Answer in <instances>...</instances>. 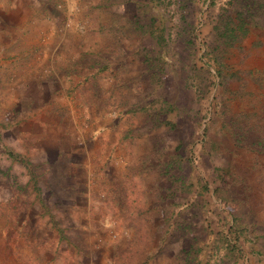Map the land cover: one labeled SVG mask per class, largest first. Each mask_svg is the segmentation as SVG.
Wrapping results in <instances>:
<instances>
[{
    "label": "rangeland",
    "instance_id": "1",
    "mask_svg": "<svg viewBox=\"0 0 264 264\" xmlns=\"http://www.w3.org/2000/svg\"><path fill=\"white\" fill-rule=\"evenodd\" d=\"M247 1L225 47L241 0H0V264H264ZM151 17L164 41L124 27ZM59 220L70 240L43 230Z\"/></svg>",
    "mask_w": 264,
    "mask_h": 264
},
{
    "label": "trees",
    "instance_id": "2",
    "mask_svg": "<svg viewBox=\"0 0 264 264\" xmlns=\"http://www.w3.org/2000/svg\"><path fill=\"white\" fill-rule=\"evenodd\" d=\"M241 2H243V4L239 5V7H237V10L234 13L236 19L233 20L230 18V16L223 18L220 21L221 24H219L218 26L219 29L217 28V32H216L217 39L220 38L221 43L225 47L227 46V44L231 43V41L234 38L236 39L240 34H244L245 31L247 30L246 27H244L243 19L245 17H249L250 14L248 13H250L251 6L249 4V1L245 3V0L244 1L241 0ZM251 3L253 4L254 7H257V8H262L264 6V0H251ZM152 19L153 17L150 18V21L148 23H139L137 22V19H134L132 21L130 19H127L128 23L124 27L132 28L137 33H149L155 38H157L158 42L164 41V37L162 35V29L158 26L157 27L152 26L153 25L151 22ZM213 58H215V56ZM207 73L208 71L204 72V74H200V73L195 74V76L199 80V83L197 85V90L199 89L198 91L202 92L203 89H205L207 85H209L210 81L208 79V76H206ZM160 107L163 108L162 106ZM164 121L165 123L166 122L171 123L167 120H164Z\"/></svg>",
    "mask_w": 264,
    "mask_h": 264
},
{
    "label": "crops",
    "instance_id": "3",
    "mask_svg": "<svg viewBox=\"0 0 264 264\" xmlns=\"http://www.w3.org/2000/svg\"><path fill=\"white\" fill-rule=\"evenodd\" d=\"M67 205L74 206V205H77V204L74 203V202H70ZM44 222L45 221H42V222H39L38 221V224L42 225ZM71 223L74 224V225H76L78 227L77 222H71ZM52 225H54L55 227H53ZM69 225L70 224L68 222H62V220H59L57 222H54V224L48 223L46 225L48 228H46L43 225L42 226H43V230L47 231V234L48 235H51L52 238L57 239L58 238V235H60V239L61 240H70L69 236L71 235L72 229L74 227L72 225H70V226ZM64 226H67V227H64ZM95 236H99V235L95 234Z\"/></svg>",
    "mask_w": 264,
    "mask_h": 264
}]
</instances>
